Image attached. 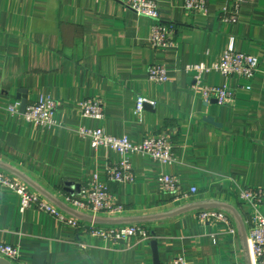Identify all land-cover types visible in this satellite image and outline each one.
Wrapping results in <instances>:
<instances>
[{"label":"crops","instance_id":"obj_1","mask_svg":"<svg viewBox=\"0 0 264 264\" xmlns=\"http://www.w3.org/2000/svg\"><path fill=\"white\" fill-rule=\"evenodd\" d=\"M156 1L162 22L175 27L174 47L153 49V21L112 0H0L1 172L89 223L92 215L66 199L95 175L107 183V166L124 157L94 149L80 129H102L135 145L165 135L178 159L161 165L130 155L134 182L108 184L121 212L95 217L103 228L140 225L147 241L105 240L35 208L23 212L20 197L0 187V243L20 254L11 264H155L153 242L161 264L178 257L187 264H250V231L258 213L264 217V201L255 210L239 192H264V0H244L234 25L221 21L226 0H207V10L193 16L185 12L186 0ZM232 43L258 59L259 71L250 81L205 74V85L235 93L225 106L207 103L191 92L193 74L185 68L221 61ZM155 64L166 67L169 82L148 79ZM41 97L57 102L58 127L40 128L6 113L9 105L21 107L25 99L30 106ZM138 97L155 104L140 117ZM87 100L102 104L103 119L82 117ZM165 175L198 195L176 202L162 190ZM208 209L225 213L231 225L201 219Z\"/></svg>","mask_w":264,"mask_h":264},{"label":"built area","instance_id":"obj_2","mask_svg":"<svg viewBox=\"0 0 264 264\" xmlns=\"http://www.w3.org/2000/svg\"><path fill=\"white\" fill-rule=\"evenodd\" d=\"M121 3L123 7L140 17L153 21L150 44L153 49L174 47L175 27L165 24L161 20L159 6L156 0H112ZM244 0H226L222 10L221 21L228 24H237L241 14ZM207 0H186L185 12L189 16L207 10ZM260 62L252 56L239 53L232 43L225 52L221 61L211 65L195 64L185 68L187 73L193 74V82L190 90L193 94H200L201 98L209 103L217 102L225 106L235 99V93L227 88L207 86L203 83V76L208 73H219L225 78L239 77L246 81L252 80L259 71ZM148 79L156 84L169 82L168 70L160 64L151 65L148 69ZM249 89V88H245ZM155 105L146 98L138 97L136 101V115L140 117L146 105ZM58 104L49 97L41 99L30 106L26 112L20 114V105H11L6 112L11 116H22L24 120L37 127L49 129L58 127L54 116ZM81 114L83 118L103 119V106L98 101L87 100L81 103ZM79 135L90 141L94 149L108 148L124 157L115 165H108L106 170L107 183H101L100 177L95 175L88 185L80 186L76 196L68 197V204L75 210L92 215L89 223L79 220L75 216L63 214L53 204L49 203L38 194L33 193L23 183L13 180L0 171V187L16 193L21 199V211L35 208L38 211L54 217L59 223H66L76 230L84 231L94 237L115 242L124 243L131 238L142 241L150 240V234L140 225L112 226L103 228L98 226L95 217L102 213H120L122 207L116 206L113 202L109 189V183L131 184L134 182V172L128 157L130 155H142L161 165H176L174 146L165 135H150L144 138L142 143L135 145L126 137L118 138L107 135L102 129H80ZM162 190L165 194L171 195L176 202H186L198 195L196 188L185 190L177 177L170 175L162 176L160 179ZM240 198L255 210L264 201V192L261 190L242 189L239 192ZM201 219H213L218 222L231 225L229 217L219 210L208 209L200 212ZM250 264H264V217L257 215L256 226L250 231L249 238ZM19 250L10 245L0 243V259L10 263L19 261ZM171 264H187L183 258H176Z\"/></svg>","mask_w":264,"mask_h":264},{"label":"water","instance_id":"obj_3","mask_svg":"<svg viewBox=\"0 0 264 264\" xmlns=\"http://www.w3.org/2000/svg\"><path fill=\"white\" fill-rule=\"evenodd\" d=\"M27 106H28L27 105V101H25V99H24V101H23V103H22V105L20 107V113L21 114H24L26 112ZM152 247H153L154 262H155V264H161L160 263V260H159V253H158L157 245H156L155 242H153ZM0 264H11V263L8 262V261H6V260L0 259Z\"/></svg>","mask_w":264,"mask_h":264},{"label":"rangeland","instance_id":"obj_4","mask_svg":"<svg viewBox=\"0 0 264 264\" xmlns=\"http://www.w3.org/2000/svg\"><path fill=\"white\" fill-rule=\"evenodd\" d=\"M10 106H11V105H9L6 109H8ZM6 109H5V110H6ZM6 113H7V112H6ZM8 114H9V113H8ZM9 115H10V114H9ZM10 116H11V115H10ZM35 126H36V125H35Z\"/></svg>","mask_w":264,"mask_h":264}]
</instances>
